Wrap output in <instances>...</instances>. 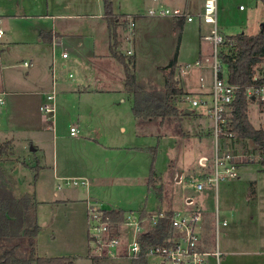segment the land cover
I'll return each mask as SVG.
<instances>
[{"label":"rangeland","instance_id":"374dc122","mask_svg":"<svg viewBox=\"0 0 264 264\" xmlns=\"http://www.w3.org/2000/svg\"><path fill=\"white\" fill-rule=\"evenodd\" d=\"M109 1L113 11L119 14L118 22L123 29V42L119 40L122 42L120 51L127 57H134L135 52L129 49L131 54H127V48L134 44L140 47L139 62L134 69L135 74L146 82L147 89L151 90L154 86L158 89L162 86L163 71L160 66L169 62L175 48L178 50L176 74L180 79L179 85L189 97H182L178 102L179 114L164 118L161 126L157 125L160 117L154 118L153 124H135L133 111L130 109L132 96L125 93L121 85L123 66L114 58L113 62L119 65V72L116 68L110 70V74L116 76L115 81L110 78V91L104 90L107 89V81H99L97 71L93 77L92 71L85 70L89 83L96 92L92 91L80 97L77 94L69 95V103L61 108L53 120L55 132L36 128L34 121L38 120V113L35 103L40 93L37 88L30 89V94L27 90L32 85L33 69L38 63L34 62L29 67L23 64L22 60L29 61L33 52L24 53V47L19 43L25 38L20 34L21 24L30 22L28 25L31 27H38L39 24L53 27L50 15H55L54 20L63 25L65 34H84L83 29H88L86 22L101 24L98 14L103 13V0H0V26L3 35L0 42L8 43L11 48L10 51H3L0 56V96L3 97V104L0 105V144L6 140L12 142L13 155L4 163L14 164V167L11 164L4 168L8 184L14 193L21 195L29 192L37 201L36 218L41 229L37 234L36 253L45 257L71 254L76 256V264H93L87 255L88 217L87 205L83 201L86 192L82 191L80 185H64L53 176L54 157L59 175L96 177L99 180L98 185L91 186L87 197L100 207L121 206L126 212L140 211L143 214L150 212L145 208L155 210L171 205L178 210L198 208L203 214L201 228H205L209 241H217L222 250L226 245L241 247L242 242L259 238L258 235L255 236L258 233L264 239V231L261 233L264 230V173L260 170L261 161L257 149H252L254 156L236 168L237 177L219 181L217 187L214 183H206L202 178L204 173L212 172L215 142L212 119L207 109L190 106V97H193L194 90H210L212 81L210 69L195 64L209 49L208 42L200 38L197 18L184 21L181 36L178 37L179 44H173L175 33L167 22L172 14L148 15L151 8L169 9L171 13L179 10L183 14H195L201 9V0ZM36 3L40 4V9L34 6ZM47 3L50 6L49 14L46 12ZM217 3L220 33L227 35L243 31L255 34L261 28L264 8L260 0H217ZM240 4L245 8L239 9ZM139 15L147 20L152 17L150 21L154 23L151 31L144 32V28L141 30L142 36L140 35L138 42L133 39L136 35L134 28L137 29L138 25L140 27L141 21H136L137 27L135 25L132 30L127 22ZM100 26L98 31L97 27H93L100 34L97 48L107 51L108 37L103 36L102 25ZM70 28L73 30H69ZM29 36L30 39L33 37L31 34ZM60 40L71 53L73 49L81 50L89 37L85 35L75 39L63 35ZM49 50L52 56L51 45ZM81 57L83 58L82 55ZM75 58L77 57L72 54L64 60H60L58 56L54 58L59 84L76 86L82 73L80 67L84 68L86 63ZM64 63L66 68L63 69L61 66ZM263 68L264 64L258 63L255 68L256 75H262ZM223 69L225 72V66ZM69 72L72 78L67 76ZM118 75L121 76L120 79L117 78ZM86 108H90L91 113L84 110ZM248 108L251 124L254 126L261 122L264 125V114L257 118L254 116L258 103L251 100ZM188 109L190 113L184 114L183 110ZM81 113L86 115L82 117ZM90 115L92 116L87 118ZM26 118H31V122L25 123ZM76 122H79L80 133L78 130L77 135H71L69 127L75 126ZM120 125L124 126L125 131H121ZM84 126L107 130L117 148H99L90 144L87 141L89 132H85ZM33 144L37 150H34ZM203 159L207 163H202ZM15 160H19V163H15ZM22 160L28 165L22 164ZM38 163L41 166H37ZM152 165L154 174L155 171L160 174V177L153 175L151 179V183L160 182L155 194L147 188ZM178 169L181 170V180L174 178ZM201 181L203 188L197 189L196 185ZM59 183H62L61 187L57 186ZM67 195L74 199L66 200ZM143 206L144 209H138ZM216 216L220 222H227L225 229L220 224L216 231ZM250 216L256 219L253 226L249 224ZM222 259L220 257L218 264H223ZM104 260L107 264H128L130 259ZM240 261V256H236L233 263ZM147 263L159 264L160 257L150 255Z\"/></svg>","mask_w":264,"mask_h":264},{"label":"built area","instance_id":"2783aa9c","mask_svg":"<svg viewBox=\"0 0 264 264\" xmlns=\"http://www.w3.org/2000/svg\"><path fill=\"white\" fill-rule=\"evenodd\" d=\"M201 9L195 14H183L179 10L172 13L169 9L149 10L148 15L165 16L168 13L172 16H182L185 21H191L195 17L201 25L208 27L207 31L201 35V39L210 45L209 51L202 54L195 64L200 67H208L212 76L211 87L207 94L202 97H190V106L203 107L212 119V132L214 136L215 152L212 157V172L204 173L202 178L208 184L214 183L215 187L219 181L229 177H237L236 168L254 156L252 145L238 140L230 124L232 118L231 103L235 96L236 86L229 83L227 75L224 72L225 66L221 60L220 51L225 43V38L218 30L217 23V0H201ZM244 5L240 4L239 9ZM1 23V17H0ZM130 30L136 25L135 19H128ZM2 35V26H0V36ZM53 46L62 45L58 40L53 41ZM127 54H131L127 50ZM64 59L68 56L67 50L60 53ZM28 65L27 62L24 63ZM182 71L185 70L182 68ZM72 76L71 73L68 74ZM259 75H255L257 78ZM202 80V78H200ZM56 79H53L52 86L44 94L45 98L39 106V111L44 115L56 114L57 86ZM247 95L255 100L264 108V81L254 84L247 89ZM188 95L185 96L188 99ZM3 98L0 97V104ZM71 135H77L78 129L71 125L69 127ZM247 147H246V146ZM260 156V154H259ZM201 178V179H202ZM64 185H80L83 190H89L90 182L86 177H67L59 179ZM62 183L58 184L61 187ZM197 189L203 188V182L196 185ZM88 199V198H87ZM104 208V207H103ZM103 208L87 200V234L90 252L101 258L122 259L137 258L144 254L147 258L150 255L159 256V264H209L210 258H213L218 264L222 255L218 248L217 241L212 247L207 248L203 243V232L200 222L203 214L200 209L163 211L155 210L147 214L140 212H126L121 221L111 220L108 216H103ZM168 212H171L168 214ZM168 219V235L163 241L166 244L146 242L145 237L159 226L161 219ZM225 225L226 221L220 222L216 216V231L218 226Z\"/></svg>","mask_w":264,"mask_h":264},{"label":"trees","instance_id":"16d2710c","mask_svg":"<svg viewBox=\"0 0 264 264\" xmlns=\"http://www.w3.org/2000/svg\"><path fill=\"white\" fill-rule=\"evenodd\" d=\"M263 2L264 0H260ZM104 15L115 37L118 26V15L113 12L109 0H103ZM179 25L183 23L182 16ZM225 43L222 45L220 56L225 65V73L229 83L236 86L235 96L231 103L232 118L231 128L238 140L256 147L260 154V161L264 165V127L255 128L248 118V104L252 100L247 95V88L264 81V73L255 78V68L258 63L264 64V9L261 28L255 34H247L243 31L224 35ZM115 43L111 47V55L117 58L124 73V90L133 95L131 111L140 123H152L154 118L158 121L169 116H177L178 102L187 96L179 85L180 79L176 74L178 66L177 51L165 66H160L163 71L164 82L161 87L146 88V82L138 79L135 74V58L127 57L114 50ZM264 69V68H263ZM264 72V71H263ZM183 110L184 114H187ZM190 113V112H188ZM155 149V148H154ZM152 149V150H154ZM13 155L11 141L6 140L0 144V264H76L75 255H61L45 257L36 253V239L41 227L36 218L35 196L29 193L18 195L8 184L5 175V164ZM4 166V167H3ZM154 175L153 165L148 177L152 182ZM153 184V183H151ZM126 213L122 209L103 208V216L111 220L121 221ZM171 212H168L170 214ZM140 214H143L141 212ZM168 219H161L153 234L146 236V242L166 244L163 241L168 235ZM87 239L89 237L87 235ZM87 255L93 264H107L104 258L90 252L88 246ZM128 264H148L147 257L140 254L137 258L129 260Z\"/></svg>","mask_w":264,"mask_h":264},{"label":"crops","instance_id":"0c3cea01","mask_svg":"<svg viewBox=\"0 0 264 264\" xmlns=\"http://www.w3.org/2000/svg\"><path fill=\"white\" fill-rule=\"evenodd\" d=\"M34 6L37 9H40V4L39 3L34 4ZM46 7H47L46 8V12H47V14H49L50 13V11H49L50 6L48 5V3H47ZM113 12L118 14L117 11H113ZM47 14H45V15H47ZM54 16L55 15H52V16L50 15V17L52 18V21H53L51 23V25L53 27H46V26L43 27L41 24H39L40 26H38V27H31V26L28 25L30 22L21 24V32H20V34L25 36V38H22L19 41V43H21V46L24 47V49H23L24 53L33 52V54H31L30 57H29V61L22 60L23 64L25 62L28 63V65L24 64V66L25 67H29V66H33L34 62L38 63V66L33 69L32 85H29V90H27V93L30 94L31 93L30 89L37 88L39 90V93H40V95H38L37 101L35 103V107H37V113H38V115L36 114V117H37L38 120H35L34 124H35L36 128H38V129H43L44 128L45 130H52L53 132L56 131L55 127H54V121L53 120H54L56 114L61 111V108L62 109H63V107L65 108V106L69 103V101L71 99V97H69V95L77 94L80 97L81 95H87L88 93H90L92 91L96 92L92 88L91 84L89 83L87 74H85V70L92 71V73H93L92 76L93 77H94V74L98 73L97 76H98V78L100 77L99 81L102 80V79L107 81V87H106L107 89H104V90L110 91V89H109L110 88V82H111L110 78H112L114 81L116 80V76H113V74H110V70H113L114 68H116L118 70V72H119V65L116 62H113L114 61V57L111 55V47H112V45L115 43L114 50L115 51L117 50L118 52L124 54L123 52L120 51L121 50V44L123 42L122 40L124 39V37H123L124 34L122 32L123 29L121 28L122 25L118 22L119 19H117L116 21L118 23V26H117V29H116L115 37H113L111 27L107 23V20H106L105 15H104V9H103V13H99L98 14V16L100 17L99 21L101 22V24H97V23L94 24V22H89V21L85 23L86 26L88 27V29L87 30L83 29V32H84V34L87 37H89V40L86 41L87 44L85 46H81L82 47L81 50H74L73 49L71 51V53L69 52L68 49H66V47L64 48V43L63 42H62V45H58V46L56 45L54 47L53 46L54 45L53 41L54 40H58V41L61 42L60 39H61V37L63 35L68 36V37L71 36L72 38H75V39H79V38H81L82 36H85V35L82 34V33L81 34H78V33H71L70 34L68 32H67L68 34H65L66 32L63 30V25H61L60 22L59 23L56 22L54 20V18H53ZM134 16L136 17L138 15H134ZM0 17H1V21H2V16L0 15ZM38 17H40V16H38ZM150 18H152V17H150ZM150 18L147 20V18L145 19L143 15L142 16L139 15L138 18H135L136 27H137V22L136 21H141L140 22L141 23L140 27H142V28H140L139 25H138L137 29L134 28V31H136L135 32L136 35H135V37H133V39L135 38V40H137L139 42V39L142 36V34H140V33H141V30L143 28H144V32L146 30H148V32H149V31H151L153 29L151 27V25L154 22L150 21L151 20ZM25 20H27V19H25ZM154 20H157V19H154ZM193 20H191V21H193ZM39 21L40 20L38 19L37 22H39ZM184 21H185V18L183 19V23L181 25H179L180 24L179 23V18L174 17V16H172V18L168 19V21H167V22H169L171 31L173 33H175V37L172 38V39H174L173 40L174 41L173 44H176V43L179 44L178 37L180 38V36H181ZM197 21H198V19H197ZM198 23H199L200 38H201V35H203V33H205L207 31L208 27L206 25H201L200 21H198ZM100 25H102L103 36H107L108 37V41H109L108 42V46H109V48H108L107 51H105V50L103 51L100 48L99 49L97 48V45H98L97 38L100 37V34L95 32L93 27H97V31H98V30H100L98 28V26H100ZM100 28H101V26H100ZM69 30H73V29L70 28ZM29 34H31L33 36L31 39H30ZM2 37H3V35L0 36V38H2ZM176 39H177V41H176ZM119 40L122 41V42L120 43ZM0 43L2 44V45L0 44V56H1V53L3 51H5V50L10 51L11 48H10V46H8V43H4V42H0ZM50 45H51V48H52V50H51L52 51V56H51L50 50H49V46ZM77 46H79V45H77ZM58 47H59L60 50L57 51ZM129 49H132L135 52L133 58H135V68H136V66H137V64L139 62V58L138 57L140 56V54H139L140 47L139 46H135V44H134L133 47H128L127 48V50H129ZM209 49H210V45H209ZM209 49L207 51H209ZM64 50H67V52H68V56L65 57L64 59H68L71 56V54H72V56H76L77 57L75 59H79L80 62L86 63V66H84V68L81 69V67H80V70H81L82 73L80 74L79 81H77L75 87H73V85L65 86V85L59 84V80H58V77L56 75V74H58V72L56 71L57 65L56 66L54 65V61L56 60V59L54 60V58L58 56V58L60 60H64L61 57V55H60V53L62 51H64ZM201 50H202V45H201ZM175 51H177V54H178L177 48H175L174 52ZM174 52H173V54H174ZM81 55L83 56V58L81 57ZM114 63H116V64H114ZM0 65H1V61H0ZM61 68H63V69L66 68V64L64 63L63 66H61ZM96 71H97V73H96ZM72 77L73 76H71L70 78H72ZM118 77L120 79L121 76L118 75L117 78ZM137 77H138V79H142V77H140L138 75H137ZM54 78L57 81V83H56V86H57V94L56 95H57V97H56V111H55L56 114L54 115V117H52L51 115L46 116L43 113H41L39 111V106H40L41 102H43V100L45 98L44 94L47 92L48 89L51 88ZM124 78H125V76H124V73L122 72V84L121 85H122L123 89H124ZM163 82H164V78L162 80V84H163ZM120 83L121 82L119 81V85H120ZM12 91H15V90H12ZM12 91H10V92H12ZM183 91H184V89H183ZM194 91H195V93H194L193 97H202L203 95H205V94H207L209 92V90L203 91L202 89H199V88L195 89ZM2 93H3V90H2ZM125 93H127L130 96H132V104H133V95L131 93L127 92V91H125ZM0 97H2V96H0ZM78 102L80 103L81 99H79ZM131 107H132V105H130V109H131ZM84 110H86L88 112L91 109L90 108H86ZM188 112H190L189 109L186 110V113H187L186 115H188ZM77 114H78V116H80V112H78ZM261 114H264V108L258 103V110L254 113V116H255V118H257L258 115L260 116ZM85 115H86V113H81L82 117L85 116ZM248 115H249V111H248ZM91 116L92 115L88 116L87 118H90ZM31 120H32L31 118L30 119L26 118V119H24V122L25 123H27V122L30 123ZM134 120H135V124L138 126L139 122L137 121V118L134 117ZM153 122L152 123H145V124L149 125V124H153ZM76 125H77L76 128L79 130V133H80L79 122H76L75 126ZM157 125L161 126V124L159 122H157ZM254 127L255 128L264 127V125H262V123L259 122L257 125L255 124ZM119 128L121 129V131H125V128H124L123 125H120ZM84 129H85V132H89V135H88L89 138L87 139V141L90 144H93L95 147L101 148V146H102V147L109 148V149L117 148L116 146L113 145L107 130H100L98 128H96V130H95L93 127L88 128V126H84ZM156 135L159 136V137L161 136L160 133H156ZM11 145H12V142H11ZM35 146L36 145L33 144L34 150H37L38 148L35 147ZM253 149L255 150L256 147H254ZM18 161H16L15 163H19ZM201 161H202V163H207L206 159H203ZM23 162L24 163H22V164H24L25 166L28 165L27 163H25V161H23ZM245 163H247V162H245ZM11 164H12V166L14 165L13 163H11ZM11 164H5V167L7 165L11 166ZM29 166H32V164L29 165ZM37 166H41V165H39V163H38ZM53 168H54L53 176L56 177L58 180L60 178L79 177V176H64L63 174L59 175V173H58V169L59 168H58V165H57V160L55 161V157L53 159ZM260 170L264 173V165L262 163H261ZM61 171H62V169H61ZM177 172H178V174L174 178H175V180H181L180 179L181 178L180 177L181 176V170L178 169ZM154 176H157V178H158V177H160V174L155 171ZM80 177H82V176H80ZM84 177H86V176H84ZM87 179L90 182L89 190L88 191L87 190H83V188H82V191L86 192V197H85V199H83V201H85L86 205H87V200H88L87 198H89V197H87V194H89L91 186H94L96 184L98 185V181H99L96 177H91V178H87ZM147 184H148L147 188L151 192L154 191L153 192L154 194L156 193L155 191L157 189V186H160V185L157 184V182H155L153 184L149 183V180H148ZM251 185L253 186V184H251ZM27 193H29V192H27ZM67 199L70 200V199H74V198H72V197L67 195L66 200ZM91 202H92V200H91ZM104 208H109V207H104ZM112 208L113 209H122L124 212L126 211L121 206L120 207H112ZM144 208L145 207L143 206V207H139L138 209H144ZM145 210H147V212H148V211H152L154 209L150 210V209H146L145 208ZM155 210H157V209L155 208ZM159 210L173 211V210H178V209H177V207H173L172 208V205H171V206H167L166 208L159 209ZM255 222H256V219L254 218V216H250L249 224L253 226L255 224ZM226 226H227V222H226L225 225H222L223 229H225ZM257 228H258V226L256 227V229ZM201 231L203 232V243H204V245L207 248L212 247L214 245V242L211 243L209 241L207 232H205V228L202 227ZM263 231L264 230H262L261 233H263ZM257 235L259 236V238H257V239L251 238L248 242L244 241V242H242V244H241L242 246L241 247H235V246L232 247V246H227L226 245V246H223L224 250H222V249H220L219 244L217 243L218 244V248L222 252L221 257L223 259H222L221 262H223V264H236L235 262L233 263V261H234V259H236V256H240V260L241 261L239 263H237V264H264V239H263V237L260 238L261 235H259V233L255 234V236H257ZM209 264H217V263H216V261L213 258H210Z\"/></svg>","mask_w":264,"mask_h":264}]
</instances>
